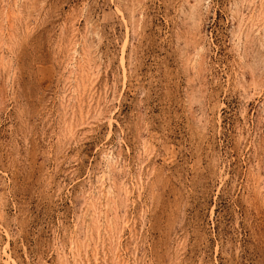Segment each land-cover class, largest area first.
Wrapping results in <instances>:
<instances>
[{"label":"rangeland","instance_id":"374dc122","mask_svg":"<svg viewBox=\"0 0 264 264\" xmlns=\"http://www.w3.org/2000/svg\"><path fill=\"white\" fill-rule=\"evenodd\" d=\"M0 264H264V0H0Z\"/></svg>","mask_w":264,"mask_h":264}]
</instances>
